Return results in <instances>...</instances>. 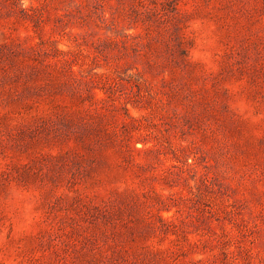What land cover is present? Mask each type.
Returning a JSON list of instances; mask_svg holds the SVG:
<instances>
[{
    "label": "rangeland",
    "instance_id": "1",
    "mask_svg": "<svg viewBox=\"0 0 264 264\" xmlns=\"http://www.w3.org/2000/svg\"><path fill=\"white\" fill-rule=\"evenodd\" d=\"M0 264H264V0H0Z\"/></svg>",
    "mask_w": 264,
    "mask_h": 264
}]
</instances>
